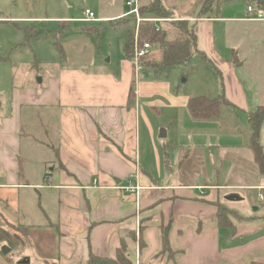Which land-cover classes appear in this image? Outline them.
Returning <instances> with one entry per match:
<instances>
[{
    "label": "crops",
    "instance_id": "0c3cea01",
    "mask_svg": "<svg viewBox=\"0 0 264 264\" xmlns=\"http://www.w3.org/2000/svg\"><path fill=\"white\" fill-rule=\"evenodd\" d=\"M240 1H227L218 18L198 19L205 0H162L196 37L190 61L169 71L146 64L162 61L153 45L140 70L125 52L116 66L111 58L110 66L59 63L37 86L1 90L0 226L51 232L53 264L120 254L125 264H264V211L238 208L248 199L242 192L264 189L249 123L264 107V22L247 20L253 1L244 9ZM208 76L224 99L219 114L223 106L240 112L250 135L246 145L221 147L213 168L207 155L219 146L196 143L212 139L219 114L196 119L189 100L210 98L180 84ZM129 180L142 187L139 196L120 189ZM220 209L231 227L217 223Z\"/></svg>",
    "mask_w": 264,
    "mask_h": 264
},
{
    "label": "rangeland",
    "instance_id": "374dc122",
    "mask_svg": "<svg viewBox=\"0 0 264 264\" xmlns=\"http://www.w3.org/2000/svg\"><path fill=\"white\" fill-rule=\"evenodd\" d=\"M128 1L0 0V91L8 92V89L11 88L23 89L37 86L40 80L47 81V75L54 72L59 63L84 66L98 61L103 66H110L107 62L111 58V65L116 66L124 57L125 49L130 41L134 44L136 40L135 22H128L132 17L119 20L130 11L127 6ZM151 1L138 0V3L143 6ZM239 4L243 7L242 9L246 6L244 0H241ZM86 10L95 14V21H86ZM171 18L173 19V15ZM181 20L175 19V25L172 27L170 24L173 23L159 26L161 27L159 30L164 31L169 28L170 37L174 39L179 34V25L177 24ZM143 27L144 25L141 29ZM141 29L139 40L149 42L141 35ZM153 45L151 44V47ZM64 54L67 56L64 57ZM155 63L156 61L152 60L146 62L149 65ZM259 69L264 76V67ZM179 71L186 75L183 68L179 67ZM198 76L201 79L202 73H198ZM200 79L194 80L190 77L185 85V78H183L180 84L186 86L187 92L194 91L197 92V95L205 94L210 98L209 100L216 99L217 95L211 81L213 77L208 76V81L204 83L201 81L203 79ZM237 117L242 118L240 112L235 113L230 108L221 107L218 119L210 121V127L216 130L215 134L210 135L212 139L209 141L203 139L196 143L197 146L207 147L212 141L215 144L213 146H219L215 151L209 150L207 155L212 162L210 163L212 168L218 167L219 159L221 161L223 159L224 152L221 147L248 144L249 131L244 128V121L239 122ZM232 118L235 119L236 127H239L237 131L240 128L243 130L240 134H237L238 132L234 130L235 127H232V123H234ZM170 139H174L173 135L170 136ZM261 145L264 146V137ZM256 165L259 169L260 166L257 162ZM261 167V172L264 173V165ZM212 171L213 169L207 170L209 176L212 175ZM259 189L257 194L256 191L241 193L242 195L248 194V199L244 204L238 206L241 210L240 213L255 214V207L259 214L264 211V204L258 200L259 193H263L264 189ZM2 223L3 220L0 219V224ZM41 232L32 233L19 227L7 229L0 226V264H16L19 261L23 264H53V262H57L56 246H54L56 239L53 240L49 235L51 232ZM4 249L8 252L5 253ZM120 259H116L114 262L125 264L124 260ZM103 264L110 263L103 261Z\"/></svg>",
    "mask_w": 264,
    "mask_h": 264
},
{
    "label": "trees",
    "instance_id": "16d2710c",
    "mask_svg": "<svg viewBox=\"0 0 264 264\" xmlns=\"http://www.w3.org/2000/svg\"><path fill=\"white\" fill-rule=\"evenodd\" d=\"M227 1L229 0H205L201 9L199 10L197 18H218L220 16L222 6ZM249 1H253L251 3L253 5H259L264 8L263 1ZM140 11L143 16L147 14L155 17L171 18L172 15L171 12L163 5L162 0H152L151 3L141 6ZM127 18L129 19V17ZM131 19H129L128 22H134V20ZM171 23H173L171 25H175L174 22ZM177 25H179V34L174 39H169L167 37L168 35H164V33H166L167 31L165 32L158 30L154 24H145L141 29V35L144 36V38L151 44L159 46L162 51V61L158 64H150L152 67L158 68L162 71H169L173 67L183 65L190 61L192 57V47H196L195 33L192 29L189 28V21L181 20ZM125 52L127 54V57L132 56V41L126 47ZM223 102L224 99L222 97L215 100H208L206 97L202 96L194 97L189 100V110L196 119H211L218 116L220 106ZM249 123L251 127V149L254 153L255 161L260 166L259 170L261 172V166L264 165V152L262 146L260 145V132L264 123V108H260L258 112L250 114ZM261 173L264 174L263 172ZM225 212L226 210L224 211L223 209H220L217 223L221 227H231L228 216L225 215ZM163 243H165V245L167 246L168 243L166 236H164ZM118 257V259L122 258L120 260H124L125 263L126 260L123 258V254H120ZM103 261H106L110 264H116L114 260L101 259L96 257H90L87 264H103Z\"/></svg>",
    "mask_w": 264,
    "mask_h": 264
},
{
    "label": "built area",
    "instance_id": "2783aa9c",
    "mask_svg": "<svg viewBox=\"0 0 264 264\" xmlns=\"http://www.w3.org/2000/svg\"><path fill=\"white\" fill-rule=\"evenodd\" d=\"M127 6L130 8L129 13H127V17H132L133 20L135 21L136 25V40L133 44V54L131 56V61L135 68L137 70L142 69V64L147 60L146 58H149L151 54V44L150 42H142L139 40V33L140 29L143 25L145 24H155L156 28L159 30L158 24H163V23H171L174 22L175 19L172 18H160V17H146L143 16L141 11H140V5L138 3V0H129L127 2ZM247 20L251 22H264V8H262L259 5H248L247 7ZM85 16H86V21L87 22H93L96 20V16L93 12L90 10L85 11ZM126 193L130 194H135L137 196L140 195V192L142 190V187L136 183V180H129L128 186L120 188ZM198 189L203 190V188L199 187ZM261 190V188L259 189ZM258 200L264 204V192L259 193L258 195Z\"/></svg>",
    "mask_w": 264,
    "mask_h": 264
},
{
    "label": "water",
    "instance_id": "95a60500",
    "mask_svg": "<svg viewBox=\"0 0 264 264\" xmlns=\"http://www.w3.org/2000/svg\"><path fill=\"white\" fill-rule=\"evenodd\" d=\"M160 137L161 138H166V132L164 130H161ZM4 252L7 253L8 251H6V249H4Z\"/></svg>",
    "mask_w": 264,
    "mask_h": 264
}]
</instances>
